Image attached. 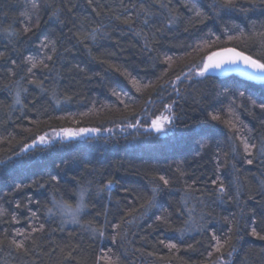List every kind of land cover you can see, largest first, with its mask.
Wrapping results in <instances>:
<instances>
[{
	"label": "trees",
	"instance_id": "trees-1",
	"mask_svg": "<svg viewBox=\"0 0 264 264\" xmlns=\"http://www.w3.org/2000/svg\"><path fill=\"white\" fill-rule=\"evenodd\" d=\"M224 2L0 0V264H108L109 258L116 264H212L218 255L213 232L228 240L225 254L235 245L230 264H264V240L251 235L253 227L264 234V80L198 74L211 52L227 46L264 62V0ZM94 29L96 39H85ZM28 57L48 67L30 74ZM17 86L28 89L21 92L23 107L14 103ZM163 114L173 121L166 133L146 131ZM66 128L100 131L23 151L38 136ZM241 138L257 146L251 165ZM217 178L227 199L213 194ZM108 180L111 194L97 196V185ZM154 181L160 189L145 212L141 205ZM83 184L93 188L84 222L103 225L107 213L103 239L46 212L51 194L71 199ZM186 184L204 201H193V215L203 212L210 223L206 231L181 235L175 229L187 218L178 207ZM40 224L44 231L33 232ZM12 239L24 241L27 253L10 246Z\"/></svg>",
	"mask_w": 264,
	"mask_h": 264
},
{
	"label": "snow or ice",
	"instance_id": "snow-or-ice-1",
	"mask_svg": "<svg viewBox=\"0 0 264 264\" xmlns=\"http://www.w3.org/2000/svg\"><path fill=\"white\" fill-rule=\"evenodd\" d=\"M91 2V0H90ZM227 6V7H231L234 6L232 5V0H225L224 4L222 5V7ZM33 7H37V5H33ZM161 7H165L164 4H161ZM142 11H144L146 13V15H152L151 12H149L147 9L142 8ZM53 15H56V13H53ZM202 13L197 11L196 12V16L199 17L201 16ZM130 20H126L125 23H130ZM147 22V20L145 21ZM169 23H172V20L169 21ZM5 31H8L7 29H5ZM23 31L26 33L28 31H31V27H26L23 29ZM99 31V29H94L93 32L88 33L87 36H85V39H92L95 40L96 39V35L95 33ZM139 34V33H137ZM10 35H17V33L13 30ZM217 39H219V37H217ZM230 41L232 39H234V37L229 36L228 38ZM53 51H55V49H53ZM3 54L0 53V57H2ZM48 60H51L52 57L48 56L47 57ZM171 59V58H169ZM28 63L31 65L27 71L28 73H32L33 69H36L37 67L43 65L45 68L48 67L47 64L44 63L43 60H37L33 57H28L27 58ZM238 64V63H242L244 64L246 67L252 69L254 72L257 73H261L264 74V62H261V60L259 59H253L251 56L249 55H245L243 52L240 51H236L234 48H225L223 49L221 52H214L211 55H209L207 57L206 62L203 64L201 70L199 71V75L203 76L205 75V73H207L210 69L215 70L220 68L222 65L224 64ZM13 75H15V73H13ZM179 79V78H178ZM30 84H37L38 87H40L42 90L47 91V89L43 88V84L42 83H37V81L35 80H28L27 81ZM27 92L28 89L27 88H20L19 86H17V88L15 89V97H14V103L15 104H19L23 107V101L21 99V92ZM115 94V93H114ZM241 96L244 95V93H240ZM52 97L53 99L56 100V103L59 104L60 100L56 98V92L55 89L52 90ZM253 104H255V101L252 102ZM260 107L262 109H264V104H261ZM169 110H171V105L168 106ZM214 120L219 119L218 116H213L212 117ZM172 117L171 115L169 116H162L161 118H159L158 120H155L152 122V124L150 125L149 129H146V131L150 132L152 130H154L156 133H160V134H165L166 133V127L165 125H171L172 124ZM229 127H231L232 129H236V124L229 121L228 122ZM134 125H129V127H133ZM99 132L100 129H86V128H78V129H63L61 131L58 132H54V135L57 137H61V138H75V137H79L82 134L86 133V132ZM51 140L50 138L47 136V134L45 135H40L37 138H35L31 144L26 145L23 148V151H28L30 148L35 147L38 143L39 144H47L50 143ZM243 145V151L244 153L247 154V156L245 157L247 164L251 165L253 164V159L249 158L252 157L255 153L253 152V149H255L257 146L255 144H251L247 138H241L240 141ZM233 152H236V148H233ZM259 153L260 156L262 158H264V142L261 143L260 148H259ZM219 163V162H218ZM233 168H235V165H233ZM179 171V169H178ZM181 175H183V173H181ZM158 181H162L164 185H168L169 184V180L166 179L164 176H158L157 178ZM91 183V182H89ZM212 183L216 186L214 189L213 194L217 196V199H227L228 196L230 195L228 189L225 187V184L223 183L222 180L217 179H213ZM233 183L235 184V186L237 187V189L240 188V177L236 176ZM260 186L262 189H264V179L260 180ZM113 187V181L108 180L106 184L104 185H97V189L100 191H105L107 190L109 195L111 194V189ZM160 189V184L157 182H153V187H152V196L150 199L147 200L146 204L141 205V207H143L145 209V212L147 211L148 208L151 207L153 201L156 199V194L158 193ZM198 190L195 189L193 187L192 184H186V186L183 188V196L180 199V203L178 204V207L181 209L180 214L181 215H185V209L187 210L186 212V219L184 220V227L183 228H179V229H175V231L179 232L181 235H183L185 232H189V231H206L207 230V226L210 223V220L206 218L205 214L203 212H201V214L197 217L193 215L194 212V207H192L191 205L193 204V201H197L200 204H203L204 201L202 198L196 196V192ZM19 207V206H18ZM4 215V210L2 208H0V216ZM105 215V222L103 225L100 226H92L91 222H89V225L91 226L89 229H87L88 231H90L93 235V237L99 238V239H103L105 238V228L109 225V221L107 220V213H104ZM128 215H131V212L128 213ZM209 216L211 215L210 213L208 214ZM49 217H51V213L49 211L48 214ZM13 219H15V217H13ZM157 220L161 221L162 223H167V219L166 217H157ZM132 220H128L125 221V223H132ZM61 224L64 225L66 223H64L63 221H61ZM112 228L119 230L121 228V224L120 223H115L111 225ZM33 232H43L44 231V224H40L38 228H33L32 229ZM18 236H25V240H28L30 237L27 236L25 233L23 232H17ZM120 235V232L117 231L115 235H113L111 237V239L115 240L117 238V236ZM251 235L257 237L260 240H264V234H262L261 232L257 231V229L255 227H253L251 229ZM213 239L216 240V246H215V253H217V261L219 262V264H230V258L232 257L233 253L236 251L235 249V245H232V247L229 249V251L225 254V247L228 245V240H224L223 242H221L220 238H218L216 236V233L213 232L212 233ZM33 243H35V241L33 240ZM160 243H164V241H160ZM3 244V241L0 240V245ZM10 246H14L17 250H24L26 253L28 251V249L25 247V242L24 241H20L17 242L15 239H12L11 241H9ZM167 248L169 249H177V245L174 243H169L165 245ZM212 254L210 253L209 256H211ZM225 256L228 257V259L225 258ZM217 261H213L212 264H217ZM108 264H116L115 261H112L110 258L108 260Z\"/></svg>",
	"mask_w": 264,
	"mask_h": 264
},
{
	"label": "clouds",
	"instance_id": "clouds-1",
	"mask_svg": "<svg viewBox=\"0 0 264 264\" xmlns=\"http://www.w3.org/2000/svg\"><path fill=\"white\" fill-rule=\"evenodd\" d=\"M93 188L89 184H83L77 187L73 194V198H66L60 193L50 195V203L46 209L47 214L51 213V218L63 221L66 224L77 225L84 229L91 226L84 222L89 207V196L92 194ZM96 195L99 196L103 191L95 189Z\"/></svg>",
	"mask_w": 264,
	"mask_h": 264
},
{
	"label": "water",
	"instance_id": "water-1",
	"mask_svg": "<svg viewBox=\"0 0 264 264\" xmlns=\"http://www.w3.org/2000/svg\"><path fill=\"white\" fill-rule=\"evenodd\" d=\"M225 48H234L236 51L243 52L245 55H249L253 59H258L256 57L250 55L249 53H247V52L235 47V46H227V47H224V48L217 49V50L211 52L209 55H211L214 52H221ZM207 57H206L204 63L206 62ZM231 73H237V74H239V75H241V76H243L245 78H248V79H253V80H258V81H263L264 80V74L254 72L252 69L246 67L242 63H238V64H227L226 63V64L222 65L218 69H215V70L210 69L207 72V74H217V75H224V74H231Z\"/></svg>",
	"mask_w": 264,
	"mask_h": 264
},
{
	"label": "rangeland",
	"instance_id": "rangeland-1",
	"mask_svg": "<svg viewBox=\"0 0 264 264\" xmlns=\"http://www.w3.org/2000/svg\"><path fill=\"white\" fill-rule=\"evenodd\" d=\"M169 115H171V114H163V115L159 116L158 118L154 119L153 121L158 120V119L161 118L162 116H169ZM171 117H172V115H171ZM166 126H167V125H165V127H166ZM67 129H78V128H67ZM87 129H88V128H87ZM61 130H63V129L52 130V131L47 132L46 134H47V136L50 138L51 141H54V140H56V139L61 138V137H57V136H55V135H54V132H58V131H61ZM91 132H92V131H89V132H86V133H84V134H90ZM84 134H82V135H84ZM43 135H45V134H43ZM82 135H81V136H82ZM79 137H80V136H79Z\"/></svg>",
	"mask_w": 264,
	"mask_h": 264
}]
</instances>
